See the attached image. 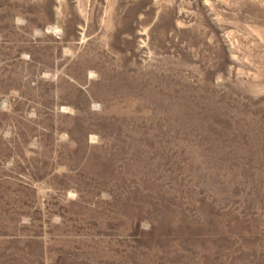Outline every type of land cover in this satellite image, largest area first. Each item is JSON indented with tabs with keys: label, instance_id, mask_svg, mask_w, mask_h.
<instances>
[{
	"label": "rangeland",
	"instance_id": "374dc122",
	"mask_svg": "<svg viewBox=\"0 0 264 264\" xmlns=\"http://www.w3.org/2000/svg\"><path fill=\"white\" fill-rule=\"evenodd\" d=\"M0 264H264V0H0Z\"/></svg>",
	"mask_w": 264,
	"mask_h": 264
}]
</instances>
